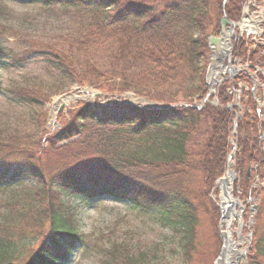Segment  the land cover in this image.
Instances as JSON below:
<instances>
[{"label":"trees","instance_id":"1","mask_svg":"<svg viewBox=\"0 0 264 264\" xmlns=\"http://www.w3.org/2000/svg\"><path fill=\"white\" fill-rule=\"evenodd\" d=\"M9 1L23 5L43 1L48 7L86 16L87 31L76 40L78 49L110 48L122 64L121 80L108 91H135L162 106L84 105L57 132L44 130L43 142L32 146L0 133V191L26 180L35 184L29 207L15 213L17 222H0V264H67L80 236L71 225L65 195L84 200L111 197L143 212L160 211L180 236L184 263L198 264L204 252L203 217L209 218L212 234L222 242L217 230L221 211L209 195L227 170L236 115L226 107L234 102L240 84L250 88L242 89L240 100L244 112L237 126L236 170L241 179L235 192L242 201L255 197L264 202V138L259 129L260 125L264 134V34L258 42L251 38L234 42L233 57L256 73V98L250 75L242 72L210 96L218 105L192 104L194 98L202 101L207 96L203 83L209 37L219 35L224 17L240 20L245 0ZM256 2L261 5L264 0ZM32 47L14 54L0 41V62L9 59L21 65L42 54L75 83L87 84L73 67L71 50L41 41ZM14 92L22 103H29L22 91ZM182 99L189 101L187 106H174ZM92 157L98 166L88 164ZM250 166L263 182L254 191L249 190ZM256 205L248 264H264L259 200ZM32 238L35 249L24 244ZM131 252L127 245H113L102 264H146L143 255Z\"/></svg>","mask_w":264,"mask_h":264},{"label":"rangeland","instance_id":"2","mask_svg":"<svg viewBox=\"0 0 264 264\" xmlns=\"http://www.w3.org/2000/svg\"><path fill=\"white\" fill-rule=\"evenodd\" d=\"M241 17L258 21L259 33L250 35L249 38L259 41L264 33V5L259 6L255 0H245ZM87 21L84 15L80 16L62 7H48L43 1L23 5L9 0H0V41L7 51L19 54L32 49V46L39 41L55 43L73 52V67L76 68L81 79L83 77L87 83L85 86L78 85L74 79L64 75L61 69L42 54L33 56L21 65H15L9 59L1 61L0 133L4 136H17L26 145H37L43 142L44 130L49 133L57 132L62 127V123L70 121L71 115L84 105L104 106L109 103L123 102L133 106L158 104L162 106L161 103L139 96L135 91L122 94L110 92L114 89L115 82L121 80L122 64L117 62L119 58L116 59L111 54L110 48L78 49L76 40L87 31ZM211 37H219V35H211L209 38ZM213 52L210 53L209 64L204 71L203 89L207 92L210 91L208 72L212 64ZM224 63L225 60L219 66L221 71L219 82L226 75ZM234 65V68H239L242 72L249 66L239 62ZM218 86L220 85L217 81L214 88L217 89ZM240 86L241 93L235 94L236 105L239 103V98L241 100L242 89L250 88V85L246 84H240ZM14 91H22L23 97L29 103H22ZM68 97H74L69 105H57L58 98ZM187 103L189 101L182 99L174 106H187ZM192 104L196 107L204 105L196 98L193 99ZM240 111L241 118L244 109ZM236 138L237 135L232 134L230 139L232 146L237 144ZM95 161L97 158L92 157L88 164L98 166L99 162ZM231 168L236 170V165ZM237 175L240 181L238 172ZM249 177H251L249 190L259 189L263 184L254 169L251 170ZM34 187V182L26 180L15 184L13 189L0 191V222L4 219L11 221L12 224L17 222H15L17 211L21 212L29 207L28 202L32 198L31 193ZM220 195V190L215 185L209 197L217 207L221 204ZM233 197H237L235 191ZM64 200L71 209V225L80 236L67 264H102L108 260L107 253L113 245H127L131 248V255L135 257L143 255L146 264H185L179 244L180 236L173 230V226L165 221V216L160 211L143 212L134 208L129 202L116 201L110 197L84 200L73 195H65ZM258 200L262 213L260 222L264 224V202L261 198L254 197L253 203H257ZM242 204L245 222L242 236L245 243L240 250L243 251L249 248L246 244L248 241L246 225L250 215V202L245 200ZM235 211L238 212L239 208L236 207ZM224 219L225 212L217 226L219 234L221 229L227 230ZM210 224L208 217L201 219L200 237L204 252L198 259V264H216L223 247V240L221 243L217 242L218 239L212 234L213 226ZM231 224L230 229L237 239L239 223L234 219ZM26 243L34 249L37 247L34 238L26 240L24 244Z\"/></svg>","mask_w":264,"mask_h":264},{"label":"bare ground","instance_id":"3","mask_svg":"<svg viewBox=\"0 0 264 264\" xmlns=\"http://www.w3.org/2000/svg\"><path fill=\"white\" fill-rule=\"evenodd\" d=\"M240 29L242 31H248L249 33L253 34H258L259 33V28H258V21H252L249 18H244L243 22L240 24ZM229 40H230V32L229 30H225L221 40L214 43V54L212 57V64L208 72V82L210 89H213L217 81L219 82V78L221 75V71L219 69L222 56H221V47L224 46L225 50L230 49L229 45ZM74 99V97H68V98H58L56 100L57 105H69L70 102ZM233 164H231V167ZM232 168L229 169L228 173L226 174L225 178L223 181L219 183V190H220V199L222 206L224 208L225 212V219L224 221L226 222L228 228L227 231V240L225 243V252H224V257L220 262L217 264H234L233 260L236 255V252L234 251L235 246L237 244V241L235 240L234 237V232L230 229L231 228V223L234 219H236V214L238 212L235 211L236 206L233 203L234 202V197L233 194L230 192V185L232 182Z\"/></svg>","mask_w":264,"mask_h":264},{"label":"water","instance_id":"4","mask_svg":"<svg viewBox=\"0 0 264 264\" xmlns=\"http://www.w3.org/2000/svg\"><path fill=\"white\" fill-rule=\"evenodd\" d=\"M226 24H227V19L224 18V19H223V22H222V27L224 28ZM231 25H232V27H235V26H236L234 23H232ZM229 30H230V33H231V39H234L235 36H234V30H233V28H230ZM218 41H220V39H217V38H211V39H210L209 44H210L211 49L213 48L214 43H216V42H218ZM229 44L231 45V42H229ZM227 53H228L227 58H229L230 55H231V51L228 50ZM225 58H226V57H225ZM232 107H233V105H230V106L228 107V109H232ZM261 136H262V133H261ZM232 157H233V154L230 156L229 159H231ZM230 163H231V162H229V166H230ZM232 175H233V176H232V182H231V185H230V192H231V193L233 192V185H234V182H235V180L237 179V177H236V173H235L234 171L232 172ZM224 178H225V177H223V178L217 180L216 184L218 185L221 181H223ZM233 203H234L237 207H239V213H238V215H237V219L239 220L238 241H237V244H236L235 249H234V251L236 252V255H235V263H234V262H233V263H234V264H241L242 262H245V263H246V251H240V250H239V248H241L242 243L244 242V241H243V238L241 237V229H242V227L244 226V221H243V219H242L243 207H242L241 202L239 201V199H235ZM220 209H221V211H222V213H223V208H222L221 206H220ZM256 210H257V207H256V206L252 207V212H253V211H256ZM252 214H253V213H252ZM251 225H252V223H250V226H251ZM221 237H222V239H223L224 245H223V248H222L221 254L219 255V257H218L217 260H216V264H217L218 262H220V261L222 260V258L224 257L225 243H226V240H227V231H226V232H225V231H221ZM251 242H252V232L249 233V241H248L247 244L250 245Z\"/></svg>","mask_w":264,"mask_h":264}]
</instances>
